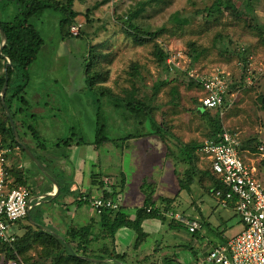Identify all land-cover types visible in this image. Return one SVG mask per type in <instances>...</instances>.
I'll return each instance as SVG.
<instances>
[{
	"label": "rangeland",
	"instance_id": "1",
	"mask_svg": "<svg viewBox=\"0 0 264 264\" xmlns=\"http://www.w3.org/2000/svg\"><path fill=\"white\" fill-rule=\"evenodd\" d=\"M100 1L102 0H76L74 3V8L79 12L74 20V25L80 27L79 35L82 38H77L74 35L65 38L62 36L60 20L63 15L60 11L49 9L40 18L32 19L44 39V44L29 69L31 80L25 90L29 105L25 106L27 109H24L21 114L16 115L14 121L17 124L20 139L22 141L33 139L30 134L33 130L34 135L38 136L36 137L38 144L44 141L46 145L52 147H55L57 140L62 139L61 141H63V138L67 139L68 137H72L75 141L78 138L95 139V134L91 130L93 122L85 120L88 114L72 113L67 109L76 108L77 110L90 105L91 116L96 123L95 106L90 102L96 95L83 89L84 73L80 55L84 52V48L87 49L90 44H105L97 48L101 53L108 55L107 60L102 62L105 69L109 68L110 70L109 80L105 84L112 87L119 96H125V90L136 86L138 88L137 98H142L144 95L152 94L154 83L163 79L168 81L161 87L153 101L157 105L153 111L156 120L165 122L170 133L172 132V136L169 137L166 144H162L160 138L154 134L142 135L148 131L149 125L133 124L131 126L128 124L129 122L117 115L111 104L108 106L104 104L105 117L109 124L107 134L112 138H118L116 143L119 146L115 147L123 150L127 148L126 144L131 138L136 139L133 142L135 153L142 158L137 162V167H141V169L135 174L138 173V177H140L141 173L143 176L145 172L146 175V179L140 177L138 180L141 190L142 186L147 191L156 190L155 187L153 190V184L150 182L148 173L146 174L153 163L149 161L145 164L142 160L148 159V157L144 155H150V159L152 156L156 157V164L163 165L161 173L166 176V180L164 178L165 181L161 182L163 196H171L173 191H177L179 188L173 176L174 167L168 161V149L176 150L177 140L204 143L208 139L207 134L210 128L207 117L198 111L202 90L188 84L190 73L212 72L217 69L229 72L234 83L232 86L233 95H230L227 103L218 109L222 126L230 132L236 133L241 145L243 141L251 138L260 143L258 150L254 152L249 148H244L247 151L243 153V157L248 164L256 168L258 177L264 183V103L262 102L264 98V0H233L237 8L248 13L241 19L230 13L228 9H223V13L216 19L206 16L208 8L212 6L214 0H157L151 6L146 7V10L135 19L136 23L144 27H151L152 30L166 26L168 30L161 34L156 41L169 52L180 53L181 58L177 60L178 68H175L174 65L169 69L159 64L155 58L153 42L145 45L134 44L131 37L123 31L128 12L133 10L136 3L141 0H115L113 2L109 0L103 5L95 6ZM88 8H90L89 12ZM176 11L180 12L185 22L182 26H177V23L172 20V14ZM255 23L256 26H254ZM261 28L262 32H260ZM191 42H195L203 50L197 60H194L189 54ZM238 50L245 51V55L248 57L246 62L237 53H232ZM134 63L139 65L142 79L131 76V66ZM3 64L4 60H0V71L5 69ZM176 86L177 93L172 94L171 87ZM74 88L77 93L73 90ZM45 102L49 105L48 110L61 106L59 112L53 110L54 113H52L65 124L63 129L56 130V132L62 130L60 134L58 133L59 135H56L55 131L42 130L38 124L41 123L40 114L37 113L39 118L36 119L34 109L43 108L46 105ZM216 111V109L211 110V113L215 114ZM43 116L47 117L48 113H44ZM77 119L82 121H76ZM22 120H25L27 127L22 126ZM43 132L46 134L44 135ZM130 134H133L134 137H129ZM9 149L11 151L7 157L10 160L16 161L17 164L23 162L26 168L30 164L34 171H38L32 161L22 154L18 147ZM16 152L19 156L15 155ZM162 154H164V158H161L160 162ZM198 157V167L203 168L206 166L207 160L200 154ZM171 160L173 163L176 161ZM176 167L182 173L186 166L181 162L176 164ZM198 180L200 181L199 177L191 186L194 196H197V191H201L200 185L208 186L210 184L208 178L202 179L201 184ZM161 183L158 179V184ZM30 184L34 189L37 187L34 181H30ZM180 194L187 196V199L191 197L188 190L181 191ZM206 198L210 199V196L207 195ZM184 205L188 207L187 201L184 202ZM218 208L220 211L222 210L221 206ZM126 209L129 212L136 210L130 206ZM223 211L221 212L227 213L225 210ZM217 214L219 213L217 212ZM226 215L231 216V222L235 224L238 222V216L233 213ZM20 224L24 228L26 220L23 219ZM130 242L131 248L128 253H132L133 248H136L135 240ZM110 243L111 240L108 241V245ZM122 243L128 245L126 241ZM29 255L36 258V249H32ZM20 259L23 260V257L21 256ZM0 264H4V261H1Z\"/></svg>",
	"mask_w": 264,
	"mask_h": 264
},
{
	"label": "trees",
	"instance_id": "2",
	"mask_svg": "<svg viewBox=\"0 0 264 264\" xmlns=\"http://www.w3.org/2000/svg\"><path fill=\"white\" fill-rule=\"evenodd\" d=\"M75 1L76 0H0V27L6 34V42L2 54H0V60H4V68L8 60L11 61V64L7 66L6 70L0 71V147H18L22 154L27 156L25 150L22 149L15 139L4 106L6 105L8 107L12 119L15 121L16 115L18 113L21 114L24 109H27L25 106L29 105V100L25 92L31 80L29 69L37 59L44 44V39L33 24L32 19L40 18L46 10L49 9L60 11L63 15L60 20L62 36L64 38L72 35L77 38L81 37L79 35L80 29L76 34L70 31L72 25L75 24V18L79 15L78 10L74 8ZM107 1L109 0H102L95 6L103 5ZM156 1L157 0H141L137 2L134 9L127 14L123 31L131 37L134 44L145 45L153 42V54L155 58L159 64L169 69L167 58L173 51L169 52L161 43L156 41L161 34L168 30L166 26L152 30L151 27L141 26L135 21V19L146 10V7L151 6L153 2ZM223 9H228L230 13L234 14L239 19L245 14H248L245 10L237 8L233 0H214L212 6L208 8L206 16H212L216 19L223 13ZM87 11L89 12L90 8H88ZM172 20L177 23V26H182L185 23L179 11L172 14ZM256 25L255 23L254 26ZM260 32H262V28ZM1 43L0 33V45ZM104 45L105 44H90L87 49L84 48V52L80 55L84 73L83 89L90 92L92 95L93 93L96 95L92 101H90L91 105L95 106L96 114L94 143L96 145H101L106 141H113L116 143V140H118V138H112L107 134L109 124L107 122L108 119L105 117L106 109H104V104L106 106L111 104L117 115H120L122 119L129 122L128 124L131 126L133 124H138L140 126L149 125L148 131L142 133V135L147 136L154 134L166 144V141L172 136V132L170 133V129L165 122L156 120L153 111L157 108V105L153 101L161 87L167 84L168 81L163 79L154 83L152 94L144 95L142 98H137L138 88L136 86L129 90H125V96H119L118 93L113 91L112 87L105 84L109 80L110 70L109 68L105 69L102 62L107 60L106 57L108 55L101 53L97 49ZM189 50V54L194 60H197L203 52L195 42L190 43ZM232 53L240 55L244 62L248 60L244 50H238ZM5 71L8 75V86L4 97L5 105H3L1 102V89L5 82ZM130 74L133 77L137 76L142 79V76H140V68L137 63L131 66ZM188 84L200 88L199 82L191 77H189ZM235 87L236 85L234 88ZM171 93H177V86L171 87ZM198 111L203 116L207 117L210 127L207 134L208 139L218 140V134L224 129L218 109L215 114H212L211 110L201 109L199 106ZM21 122L22 126L25 127V120ZM15 126L17 127L16 123ZM31 132L32 136L38 140V138H36L38 136L34 135V130ZM132 136L134 137L133 134L129 135V137ZM61 142L68 145L71 142V137L65 138ZM242 143L244 148H249L253 152L258 150V144H260L255 142L254 138L243 141ZM201 145L202 143L197 141L184 142L177 140L175 144L176 150L168 149V157H172L176 160V164L182 162L186 166L181 173L179 169H177L176 164H174V175L179 185V192L176 196L173 198H160L159 205L157 206V202L153 200V191L144 190V186H142L145 198L143 205L136 209L134 218H131L122 211L121 207L118 210L107 208L102 211L101 232L105 233V235L102 234V236L114 239L119 228L128 226L133 228L136 232L135 246L137 247L146 236L142 228V222L146 218L159 217L162 221H170L173 224L184 227L185 224L183 222L166 215V212L179 211L183 215L186 213L187 207L184 205L181 197H178V194L181 195V191L188 190V192H190L191 186L194 185V181L197 177H199L200 181L204 178L209 179L210 184L208 186L200 185L203 187L206 194L214 195L217 189H224L222 183L212 173L208 163L203 168L198 167L199 157L197 151ZM27 146L29 147V145ZM31 151L39 160L41 159L37 153L33 150ZM12 173H14L17 181L20 180L23 182V173L21 171L17 170ZM199 184H201V182ZM12 186L14 185L12 184ZM103 196L105 198L114 199L115 192L106 190ZM228 207L235 209L233 202H231ZM32 210L33 212L24 218L26 220L24 226L25 231L21 235H17L16 239L11 243L0 241V262L4 261L5 264L13 259L18 260L22 256L23 261L28 264H127L126 253H118L115 249H110L109 247H105L101 251L90 248V244L92 243L90 236L95 234L94 222L91 221L85 226L71 227L66 235L61 238L50 231L44 230L37 224L39 221L34 213L39 210L38 205L33 207ZM205 220L207 219L201 220L203 225L205 222L208 223ZM32 249H36V258L29 255ZM89 258L108 260L103 263L102 261L97 262Z\"/></svg>",
	"mask_w": 264,
	"mask_h": 264
},
{
	"label": "crops",
	"instance_id": "3",
	"mask_svg": "<svg viewBox=\"0 0 264 264\" xmlns=\"http://www.w3.org/2000/svg\"><path fill=\"white\" fill-rule=\"evenodd\" d=\"M73 90L76 92L75 88ZM45 104L43 108L34 109L36 119L40 117L41 123H38L39 126H41L42 130L49 132L63 129L65 125L63 121L52 115L54 113L53 110L59 112L61 106L48 110L49 105L47 102ZM67 110L78 114L87 113L88 117L85 120L93 122L91 130L95 134L96 123L91 116L92 109L90 105L88 107L83 106L77 110L76 108H68ZM37 113L40 114L39 117H37ZM44 113H48V116H43ZM82 120L84 119L82 118ZM82 120L77 119L76 121ZM61 131L56 132V135H59ZM61 140H57L56 143L53 140L55 147L46 145L44 141L38 144V140L34 137L27 141L23 140V143L29 145L30 150L40 156L41 159H37L41 165L59 184L60 190L57 194L56 184L39 169L28 155L33 165L36 166L37 172L30 167V164L26 168L23 162L17 164L16 161H12L8 157L11 184L14 186L23 185L30 189L34 204L30 208L29 214L33 212V207L38 205L39 210L34 215L39 221L37 224L44 230H50L53 234L56 233L62 238L71 227L85 226L92 221L94 222L95 234L90 236L92 240L90 248L101 251L105 247L110 246V249H115L118 253H126L127 264H212L206 259L208 252L216 246L226 244L244 228L243 222L235 209L222 206L213 194H206L203 187L200 186L201 191L196 192L197 196L192 195L191 191L189 192L191 194L190 199H187V196L178 194L183 203L187 201L188 207L186 206L187 211L184 215L177 211L187 219L198 221L201 225L199 229L191 232L187 225L181 227L170 221H162L159 217L146 218L142 222V228L146 234L145 238L136 248H133L132 253H128L131 248L130 241L136 240L135 230L131 227L123 226L117 230L114 239L102 236L105 233L101 232V214L97 213L90 201L93 198L103 196L106 190L114 191V199L119 202L121 210L131 218L135 217L136 210L129 212L126 208L130 206L137 209L143 205L145 195L143 190L139 188L138 180L140 177L145 178L146 176L145 170L143 171V176L142 173L140 177H138V173L137 175L135 174L141 169V167H137V162L141 161L140 159L142 158L135 153L136 149L133 142L136 139L131 138L126 144L127 148L123 150L115 147L119 146V144L117 145L113 141H106L101 145H96L91 138H78L75 141L71 137L70 144L66 145L61 143ZM166 142L168 143V140ZM161 143L165 144L162 140ZM15 155H18V153L16 152ZM144 156L148 157V159L142 160L145 164L149 161L153 163L151 169L146 171V174L148 173L150 182L153 184V190L154 187L156 188L153 191V200L156 199L154 201H157L158 206L160 198H173L179 192V188L177 191H173V195L163 196L161 194L163 189L161 188L163 186L161 182L166 180V176L161 173L163 172V165H157V160H155L156 157L154 158V156L151 159L149 158L150 155ZM161 158H164V154L160 157V162ZM168 158L169 163L175 168L173 165L175 162L173 163L171 160L173 158ZM17 170L23 173V182L17 181L14 173H12ZM173 176L174 180H176L174 169ZM158 179L160 180V185L158 184ZM30 181L36 183L37 187L35 189L30 184ZM170 181L172 183V180ZM169 187L168 189H171ZM207 195L208 197L210 196V199L206 198ZM218 205L221 206V211L225 210L227 213L221 212ZM229 213L238 216L236 224L230 221L231 216L226 215ZM203 219H207L205 221L208 223L205 222L203 225L201 223ZM20 221L15 225L17 235H21L25 231ZM109 240H111V243L108 245ZM125 241L128 245L122 243ZM147 243H149V246H147ZM107 260L103 259L100 261L104 263Z\"/></svg>",
	"mask_w": 264,
	"mask_h": 264
},
{
	"label": "built area",
	"instance_id": "4",
	"mask_svg": "<svg viewBox=\"0 0 264 264\" xmlns=\"http://www.w3.org/2000/svg\"><path fill=\"white\" fill-rule=\"evenodd\" d=\"M79 28L73 25L71 31L76 34ZM180 58V53L173 51L167 58L168 66L178 68L177 60ZM190 77L200 84L203 93L199 98L201 109H220L233 95L234 83L229 72L217 69L190 73ZM218 138L205 140L197 152L207 160L212 173L224 187L217 189L214 197L224 207L234 203L244 228L226 244L211 249L206 259L212 264H264V183L258 177L256 168L245 161L243 153L247 150L236 133L224 128ZM9 152V148L0 147V241L7 243L16 239L15 225L29 214L34 204L29 188L11 184ZM90 202L98 214L107 208H120L116 199L104 196L93 198ZM166 215L183 222L191 232L201 227L198 221L187 219L178 212H166ZM6 264L28 263L13 259Z\"/></svg>",
	"mask_w": 264,
	"mask_h": 264
},
{
	"label": "water",
	"instance_id": "5",
	"mask_svg": "<svg viewBox=\"0 0 264 264\" xmlns=\"http://www.w3.org/2000/svg\"><path fill=\"white\" fill-rule=\"evenodd\" d=\"M0 33H1V45H0V54H2V50H3V47L5 45V42H6V34L4 32V30L0 27ZM11 64V61L8 60V62L6 63V66H5V70L7 68L8 65ZM7 86H8V75L5 71V82L3 84V87L1 89V101L2 103L5 105V102H4V97H5V93L7 91ZM262 102L264 103V98L262 100ZM5 111L9 117V121H10V124H11V127H12V130H13V133H14V136H15V139L17 141V143L22 147V149L25 150V152L27 153V155L32 159V161H34L36 163V165L39 167V169L53 182L56 184L57 186V192L56 194L59 192L60 190V186L59 184L57 183V181L45 170V168L41 165V163L39 162V160L37 159V157L33 154V152L29 149V147L23 143V141L20 139L19 135H18V131H17V128L15 126V123H14V120L12 119L11 115H10V111L8 109V107L5 105ZM47 230V229H46ZM50 231V230H48ZM51 232V231H50ZM56 234V233H54ZM57 236H59L58 234H56ZM60 237V236H59ZM93 261H100L99 259H93V258H89Z\"/></svg>",
	"mask_w": 264,
	"mask_h": 264
}]
</instances>
